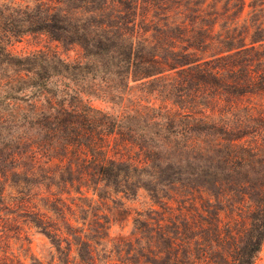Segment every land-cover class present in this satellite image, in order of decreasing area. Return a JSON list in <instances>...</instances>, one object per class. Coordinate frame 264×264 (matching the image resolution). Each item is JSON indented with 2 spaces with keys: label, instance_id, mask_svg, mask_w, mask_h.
I'll return each instance as SVG.
<instances>
[{
  "label": "trees",
  "instance_id": "16d2710c",
  "mask_svg": "<svg viewBox=\"0 0 264 264\" xmlns=\"http://www.w3.org/2000/svg\"><path fill=\"white\" fill-rule=\"evenodd\" d=\"M35 34L83 61L8 52ZM140 191L152 207L111 238ZM12 215L48 240L50 264H255L264 0L0 1L1 234Z\"/></svg>",
  "mask_w": 264,
  "mask_h": 264
},
{
  "label": "rangeland",
  "instance_id": "374dc122",
  "mask_svg": "<svg viewBox=\"0 0 264 264\" xmlns=\"http://www.w3.org/2000/svg\"><path fill=\"white\" fill-rule=\"evenodd\" d=\"M7 50L10 54L17 57L43 53L48 56L58 57L67 63L83 61L82 51L79 47H63L60 43L39 34L27 35L18 41H13L7 45ZM53 87L59 92L75 88L72 83L64 79H58L53 82ZM151 98L137 89L132 90L127 97L130 101L143 99V101H151V103L157 105L156 103L158 102L155 103ZM85 102L105 112H118L120 110L117 106L113 107L92 97H85ZM128 105L129 103L126 102L124 106ZM112 144L113 142L111 141V146ZM122 203L121 206L116 207L117 210L112 212L111 238L128 236L136 213H143L152 207L148 195L143 191H140L136 198L123 200ZM10 218L14 219V215L10 216ZM0 230L2 229L0 228ZM53 257L54 250L48 240L27 222L22 221V219L16 218L14 221L8 222L7 230L3 231V234L0 233V264H31L34 262L50 264ZM255 264H264V244L256 258Z\"/></svg>",
  "mask_w": 264,
  "mask_h": 264
}]
</instances>
